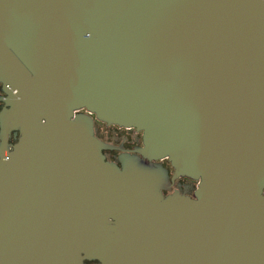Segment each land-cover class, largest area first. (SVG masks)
Wrapping results in <instances>:
<instances>
[{
    "label": "water",
    "instance_id": "1",
    "mask_svg": "<svg viewBox=\"0 0 264 264\" xmlns=\"http://www.w3.org/2000/svg\"><path fill=\"white\" fill-rule=\"evenodd\" d=\"M0 85V264H264V0H0Z\"/></svg>",
    "mask_w": 264,
    "mask_h": 264
},
{
    "label": "flooded vegetation",
    "instance_id": "2",
    "mask_svg": "<svg viewBox=\"0 0 264 264\" xmlns=\"http://www.w3.org/2000/svg\"><path fill=\"white\" fill-rule=\"evenodd\" d=\"M6 98L7 96L0 85V114L6 108ZM77 113L87 115L84 110ZM89 116L92 119L93 136L103 145L101 153L106 162L119 170H123L129 167L130 160L136 161L137 166L147 168L150 171L147 172L158 181L159 190L163 197L177 193L193 198L197 188L196 181L187 177L175 176L174 168L168 159H148L139 153L143 148L141 132L116 125H107L97 121L93 115ZM18 138L19 133L12 131L7 136L6 141H3L0 128V159L12 151V146L17 143ZM84 264L97 263L85 261Z\"/></svg>",
    "mask_w": 264,
    "mask_h": 264
}]
</instances>
